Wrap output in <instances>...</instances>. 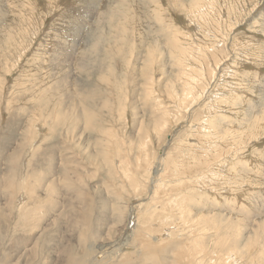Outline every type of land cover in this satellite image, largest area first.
Segmentation results:
<instances>
[{"label": "rangeland", "instance_id": "obj_1", "mask_svg": "<svg viewBox=\"0 0 264 264\" xmlns=\"http://www.w3.org/2000/svg\"><path fill=\"white\" fill-rule=\"evenodd\" d=\"M199 3L0 0V264H264V0Z\"/></svg>", "mask_w": 264, "mask_h": 264}, {"label": "bare ground", "instance_id": "obj_2", "mask_svg": "<svg viewBox=\"0 0 264 264\" xmlns=\"http://www.w3.org/2000/svg\"><path fill=\"white\" fill-rule=\"evenodd\" d=\"M109 3V2H108ZM96 4V3H95ZM115 4L116 5H112V7H114L113 9H110V12H109V14H108V16H107V18H104V19H106L107 20V22L108 23H111V20H112V14L114 13V11L113 10H117V12H121L122 11V8H123V3L122 2H115ZM191 4V3H190ZM192 4H197V7H194L193 9H194V11H195V13L197 14V9H199V0H192ZM111 5V1H110V3L108 4V6H110ZM73 6V5H72ZM99 6H100V4H99ZM121 6H122V8H121ZM108 8V7H107ZM109 9V8H108ZM106 11V10H105ZM194 11L192 10V13H194ZM199 13V12H198ZM68 15V14H67ZM96 15V14H95ZM74 17V16H73ZM99 19H101V17L99 18ZM98 20V19H97ZM91 21V20H90ZM95 21V20H94ZM69 22V21H68ZM96 23V27H95V29L96 30H98L102 25H100L101 24V22H100V24H98L97 25V21L95 22ZM99 23V22H98ZM106 23V22H105ZM83 25V24H82ZM106 25V24H105ZM97 26H98V29H97ZM100 26V27H99ZM80 27V26H79ZM85 30V29H84ZM93 31H94V28L92 29ZM92 30H91V33H92ZM100 30V29H99ZM98 30V31H99ZM108 31V30H107ZM106 31V32H107ZM110 32V31H109ZM114 32V31H113ZM94 33H95V31H94ZM109 34V33H108ZM62 35H63V33H62ZM152 45V44H151ZM153 45H155L154 43H153ZM80 51V50H79ZM86 56V55H85ZM64 66V65H63ZM62 66V67H63ZM86 70V69H85ZM84 72V71H83ZM178 80V79H177ZM262 90H264V89H262ZM262 92V91H261ZM264 96V95H263ZM263 99V98H262ZM132 230V229H131ZM126 244H127V241L125 242ZM123 245H125V244H123ZM119 246H120V244H119ZM121 247V246H120ZM121 249V248H120ZM98 259V258H97Z\"/></svg>", "mask_w": 264, "mask_h": 264}]
</instances>
